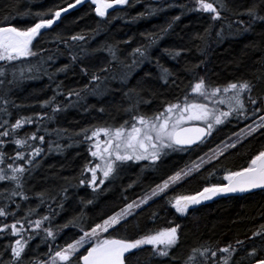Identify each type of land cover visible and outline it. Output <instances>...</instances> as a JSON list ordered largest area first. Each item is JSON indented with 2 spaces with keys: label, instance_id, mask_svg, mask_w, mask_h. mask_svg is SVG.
Listing matches in <instances>:
<instances>
[{
  "label": "snow or ice",
  "instance_id": "snow-or-ice-1",
  "mask_svg": "<svg viewBox=\"0 0 264 264\" xmlns=\"http://www.w3.org/2000/svg\"><path fill=\"white\" fill-rule=\"evenodd\" d=\"M83 2L84 0H74V3L68 4L67 7L50 9L48 13H36L37 16L49 15L50 18H41L30 27L21 28L0 23V239L6 236L15 237L4 246L3 252H0V264H140L139 253L147 250L145 246H150L153 257L174 260L173 252L181 241L179 224L149 231L133 239L118 237L114 233L129 226L139 228L138 220L145 206L150 207L149 202H155L158 198L167 199V203L177 213L187 216L190 209H195L196 206L216 197L264 190V149H261L250 158L246 167L238 171L226 170L223 180L227 183L206 186L194 195L167 196L172 186L200 172L205 165L219 160L226 152L236 149L245 140L257 134L264 136V58L257 62L260 67L250 77L232 80L223 85L210 82L207 69L203 76L196 72L205 64L201 61L199 64L185 66L184 71L193 75L189 90L173 101H164L162 109L150 114L142 111L141 105L152 104L157 92L147 87L130 88L124 92L127 106L121 105L118 108L128 117L122 124L115 127L85 128L74 133L82 136L84 141L93 142L89 152L99 161L94 165H85L81 175L90 173V179H80L79 185L87 184L93 192H97L106 181L119 178L123 165L146 162L141 171L154 170L162 159L171 153L187 152L194 145L199 146L207 142L222 126L234 121L239 124L251 120V123L246 124L239 132H234L227 141H222V146L218 145L213 149L212 155L207 159L200 157L199 162H193L191 167H186L157 183L138 200L127 203L120 211L109 215L90 229L80 223L83 213L66 224L56 225L54 229L52 220L59 215L56 209L64 208V201H57V195L67 199L68 185L61 186L59 192L55 189H45L30 195L32 186L29 181L36 179L35 173L41 164L39 158L45 152V135L38 133L43 131L52 136L54 132L57 137L63 139L68 130L57 128L49 132L45 126L46 122L54 121L57 113L79 104L86 95L103 97L109 91V80L126 83L137 68L150 61V48L172 28L169 23L160 33L149 34V44L135 48L130 63L119 57L118 47L109 46L107 52L110 60L98 70L91 71L88 85L82 89H70L65 93L61 90L60 82L54 90L55 95L40 105L42 108H50V112L39 113L35 117L21 116L14 123L10 122L11 109L20 107L11 98V94L24 80H35L44 76L53 80L81 61L84 55L89 54L84 44L80 45L79 53L71 51L76 42L86 43L84 34L68 37L58 34L53 41L55 47L43 50L47 55L36 50L34 45V41L43 36L42 30L51 29L60 20L63 12ZM91 3L96 5V15L102 18L108 16L109 9L132 6L130 0H91ZM194 5L193 8H188L186 4L169 3L168 7L207 13L213 22L226 21L227 23H222L215 33L217 41L225 39V28L228 29V35H236L251 31L257 22L264 23V0H250L247 6L237 7L232 6L229 0H194ZM164 10V5H158L149 7L146 11L148 15H155ZM13 14V11H9L5 19ZM143 15L144 13H140V16ZM173 19L178 21L180 16ZM213 27H216L215 23L209 26L204 35L198 37L205 44L211 37ZM61 44L68 49L70 63L57 67V61L66 55L61 50ZM165 51L173 59L180 55V51ZM80 70L84 75H89L87 66H82ZM158 79L165 87H179L175 74L167 68H162ZM145 91L149 96L142 95ZM56 96H64L67 104L57 103ZM73 97L76 99L73 100ZM99 111L104 112L105 109L101 107ZM32 124L37 125L34 132L25 133L23 136L19 134L25 125ZM9 144L14 145L11 153L5 150ZM62 147L58 141L49 140L47 151L52 152ZM64 179L68 180L67 177ZM33 198L39 201L35 207L27 205L22 208V204H27ZM86 203L90 205L93 200L89 199ZM41 206H47V213H39ZM21 212L22 215L18 216ZM157 215L153 212L150 218L154 220ZM9 217L12 218L10 223ZM69 226L79 228L82 235L62 247L57 245L53 252L56 232ZM38 236L41 237L42 243L51 242L48 243V252L44 258L40 255H28L30 242ZM257 238L261 241V246L252 247L250 251L245 248L246 240L236 239L234 243L226 242L223 245L216 242V246L205 242L191 249L185 264H264V224L247 237V240L255 242ZM81 249H84V252H81ZM242 250L246 253L244 256L239 255ZM3 253H8L7 259Z\"/></svg>",
  "mask_w": 264,
  "mask_h": 264
},
{
  "label": "trees",
  "instance_id": "trees-1",
  "mask_svg": "<svg viewBox=\"0 0 264 264\" xmlns=\"http://www.w3.org/2000/svg\"><path fill=\"white\" fill-rule=\"evenodd\" d=\"M130 2L132 6L117 9L106 18L98 17L95 6L88 2L64 14L51 29L42 30L43 36L38 37L34 45L43 55L48 54L43 51L44 49L55 47L53 41L58 34L64 37L84 34L86 43L76 42L71 51L79 53L80 45L84 44L89 54L84 55L81 61L73 64L66 73L57 75L53 80H49L47 76L35 80H24L11 94V98L20 105L19 108L11 109L12 115L9 120L12 123L21 116L35 117L36 114L50 112V108H42L40 105L44 100L55 95L54 90L57 84L62 82L61 90L65 93L70 89L84 88L89 84L91 71L98 70L110 60L107 52L109 46L118 47L119 57L130 63L133 50L149 44V34L160 33L162 28H166L169 23L172 24V28L163 34V38L150 48V61L137 68L126 83L109 80L107 82L109 92L106 95L103 97L86 95L79 104L57 113L54 121L46 122L45 126L49 132L57 128L67 129L68 133L63 139L57 137L54 132L52 136L46 135L43 131L38 133V135H45L46 142L43 145L45 152L39 158L41 164L35 173L36 179L29 181V185L32 186L30 195L45 189H55L59 192L61 186L68 185L67 199L57 195V201H64V208L56 209L59 215L52 220L54 229L56 225L66 224L81 213L83 216L80 223L86 229H90L109 215L120 211L127 203L142 197L157 183L163 182L169 176L192 165L193 162H198L200 157L209 156L218 145L222 146V141H227L234 132H239L246 124L251 123V120L239 124L234 121L232 124L222 126L208 138L207 142L187 152L171 153L163 158L151 172L143 174L138 166H131L121 171L118 179L105 182L97 192H93L87 184L80 186V179H90V173L81 175L85 165H94L96 160L89 152L93 142L84 141L82 136L74 135V133L85 128L115 127L122 124L128 117L118 108L121 105L127 106L124 92L128 89L147 87L157 92L152 104L141 105V110L150 114L162 109L164 101H173L189 90V82L193 80V75L184 71L186 65L192 66L204 61L203 68L197 69L196 72L203 76L207 69L210 82L223 85L232 80L250 77L260 67L257 62L264 58V23L257 22L251 31L236 35H228V29L225 28V39L217 41L215 33L222 23H227L226 21L213 22L207 13L168 7L169 3H174L186 4L188 8H193L194 0H130ZM229 2L237 7L247 6L250 0H235V3L229 0ZM70 3H74V0H0V23L21 28L30 27L41 18H50L49 15L37 16L36 13H48L50 9L64 8ZM158 5H164L165 10L155 15H148L146 10ZM9 11H13L14 14L5 19ZM140 13L144 15L140 16ZM175 16H180V19L174 20ZM214 23L216 27L212 28L211 37L205 44L198 37L204 35L209 26ZM60 47L66 55L57 61V67L70 63L68 49L64 48L63 44ZM97 49L101 50L97 51ZM165 49L180 51V55L173 59ZM82 66L89 68V75L81 72ZM162 68H167L175 74L179 87L162 85L158 79ZM142 95L147 97L149 93L145 91ZM75 99L73 97V100ZM56 102L61 105L67 104L64 96H56ZM101 107L105 109L104 112L99 111ZM36 127V124L25 125L19 134L23 136L25 133L34 132ZM49 140L58 141L63 147L48 152ZM13 148L14 145L9 144L5 150L11 153ZM261 149H264V136L257 134L250 137L236 149L226 152L225 156L220 157L219 160L205 165L200 172L177 183L168 191L167 196L192 195L206 186L224 184L223 175L226 170L238 171L246 167L250 158ZM65 177L68 178L67 181ZM130 184L132 187H128ZM145 188L146 190L142 192L141 190ZM89 199L93 200V203L87 205L86 202ZM38 203L39 201L33 198L27 204H22V208H26L27 205L35 207ZM150 205V207L145 206L143 214L139 217V228L129 226L114 235L133 239L149 231L179 224L181 241L179 247L173 252L174 260L153 257L150 246H145L147 250L139 253L140 264H185L191 249L205 242L216 246V242L223 245L226 242L234 243L236 239L246 240L245 248L248 251L252 247L261 246L258 238L253 242L247 240V237L264 224V190L220 199L189 210L187 216L177 213L165 198L151 201ZM47 211V206L39 208L41 214ZM153 212L158 214L154 220L150 218ZM17 215H22V212ZM8 222H12L11 217ZM80 235L79 228L71 226L57 231L52 251L56 250L57 245L62 247ZM14 239L15 237L11 236L0 239V252H3L4 246ZM48 243H42L41 237L38 236L30 242L28 255H40L44 258L48 252ZM245 254L244 250L239 253L240 256ZM3 255L5 259L8 258V253Z\"/></svg>",
  "mask_w": 264,
  "mask_h": 264
},
{
  "label": "water",
  "instance_id": "water-1",
  "mask_svg": "<svg viewBox=\"0 0 264 264\" xmlns=\"http://www.w3.org/2000/svg\"><path fill=\"white\" fill-rule=\"evenodd\" d=\"M88 2H91V0H84V2L82 3V4H80V5H77L75 8H69V10L67 11V12H69V11H71V10H74V9H76V8H78V7H80L81 5H83V4H85V3H88ZM95 6V8H96V5H94ZM125 7V6H124ZM121 7L120 6H117L116 8H113V9H109L108 10V13L110 14L111 12H113V11H115V10H117V9H120ZM67 12H63L62 14H61V17L64 15V14H66ZM108 14V15H109ZM99 17V16H98ZM100 18H102V17H100ZM104 18H106V17H104ZM61 19V18H60ZM59 22V20L55 23V24H57ZM54 24V25H55ZM193 147H195V145L193 146ZM227 183V182H226ZM257 190H259V189H257ZM257 190H254V191H257ZM245 194V193H244ZM240 195H243V194H233V195H229V196H220V197H216V198H214L213 200H210V201H206V202H204V203H202L201 205H198V206H196L195 208H197V207H200V206H203V205H207V204H211V203H213V202H215V201H218V200H220V199H224V198H228V197H233V196H240ZM86 254V253H85Z\"/></svg>",
  "mask_w": 264,
  "mask_h": 264
},
{
  "label": "flooded vegetation",
  "instance_id": "flooded-vegetation-1",
  "mask_svg": "<svg viewBox=\"0 0 264 264\" xmlns=\"http://www.w3.org/2000/svg\"><path fill=\"white\" fill-rule=\"evenodd\" d=\"M99 161H95V163H98ZM144 163H146V162H141V164H132V163H129V164H127V165H123L122 166V169H121V171H125L126 169H128L129 167H131V166H138L139 167V171H141V167H142V165L144 164ZM121 171H120V173H121ZM151 171H153V170H145V171H141V173H145V172H151ZM91 175V174H90ZM107 182V181H106ZM144 190H146V188L145 189H142L141 191L143 192Z\"/></svg>",
  "mask_w": 264,
  "mask_h": 264
},
{
  "label": "rangeland",
  "instance_id": "rangeland-1",
  "mask_svg": "<svg viewBox=\"0 0 264 264\" xmlns=\"http://www.w3.org/2000/svg\"><path fill=\"white\" fill-rule=\"evenodd\" d=\"M113 81H116V80H113ZM108 89H109V87H108ZM110 91H111V90H110ZM108 92H109V91H108ZM211 155H212V153L209 154V156H211ZM207 158H208V156L205 157V159H207ZM198 162H199V161H198ZM191 166H192V165H190V166H188V167H191ZM167 179H168V178H167ZM175 185H176V184H175ZM175 185H174V186H175ZM174 186H172V187H174ZM172 187H171V188H172ZM171 188H170V189H171ZM170 189H169V190H170ZM138 199H139V198H138ZM138 199H136V200H138ZM150 202H151V201H150ZM150 202H149V203H150ZM81 235H82V233H81ZM105 235H107V233H105ZM83 250H84V249H81V251H83Z\"/></svg>",
  "mask_w": 264,
  "mask_h": 264
}]
</instances>
